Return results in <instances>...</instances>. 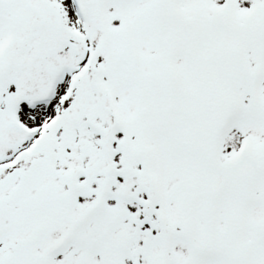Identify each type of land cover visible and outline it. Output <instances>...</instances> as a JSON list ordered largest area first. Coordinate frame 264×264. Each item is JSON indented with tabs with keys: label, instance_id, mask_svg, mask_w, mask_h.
<instances>
[{
	"label": "snow or ice",
	"instance_id": "1",
	"mask_svg": "<svg viewBox=\"0 0 264 264\" xmlns=\"http://www.w3.org/2000/svg\"><path fill=\"white\" fill-rule=\"evenodd\" d=\"M0 264H264V0H0Z\"/></svg>",
	"mask_w": 264,
	"mask_h": 264
}]
</instances>
